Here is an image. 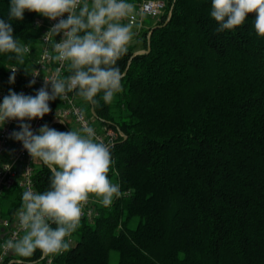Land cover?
<instances>
[{"label": "trees", "instance_id": "trees-1", "mask_svg": "<svg viewBox=\"0 0 264 264\" xmlns=\"http://www.w3.org/2000/svg\"><path fill=\"white\" fill-rule=\"evenodd\" d=\"M165 2L140 48L129 46L117 62L123 90L113 102L105 104L102 93L97 106L81 99L96 126L124 134L112 150L119 175L108 174L123 195L80 222L55 264H264V37L254 31V13L217 32L212 0ZM9 4L0 0V19ZM39 15L26 10L12 22L14 37L34 52L24 65L14 53H0V79L35 57ZM50 175L37 165L39 192ZM21 197L18 189L7 192L3 214L18 210ZM40 256L37 250L22 259Z\"/></svg>", "mask_w": 264, "mask_h": 264}, {"label": "clouds", "instance_id": "clouds-1", "mask_svg": "<svg viewBox=\"0 0 264 264\" xmlns=\"http://www.w3.org/2000/svg\"><path fill=\"white\" fill-rule=\"evenodd\" d=\"M26 10L53 21L61 18L43 37L50 41L56 53L52 59L60 62L61 68L54 78H44V86L35 96L9 89L0 103V128L8 121H18L20 130L9 138L21 142L32 161H42L51 175L45 191L23 192L15 217L24 234L5 240L2 247L20 258H31L39 250L40 260H44L70 250V237L80 227L90 197L109 207L123 193L121 185L108 175L110 171L119 175L114 168V145L97 141L93 127L61 132L44 124L34 132L25 121L42 119L51 111L49 101L63 100L73 91L93 106L99 105L97 96L101 93L105 104L113 102L123 90L124 73L117 62L134 36L133 25L121 21L134 13V5L126 0H10L6 20L0 19V53H14L20 65H24L29 48L14 37L12 22L22 21ZM65 13L67 18L63 19ZM253 13L254 31L264 37V0H212L210 15L219 24L216 31L223 32L241 26ZM61 33L56 42L54 37ZM65 67L69 74L61 76ZM24 69L29 73L27 67ZM16 71L11 70L9 83H15ZM33 84L35 79L28 86ZM2 167L8 171L12 165L4 163ZM12 264H24V259Z\"/></svg>", "mask_w": 264, "mask_h": 264}, {"label": "built area", "instance_id": "built-area-1", "mask_svg": "<svg viewBox=\"0 0 264 264\" xmlns=\"http://www.w3.org/2000/svg\"><path fill=\"white\" fill-rule=\"evenodd\" d=\"M91 3V0H88ZM134 5V13L121 21L123 24L131 23L133 25V40L130 42L129 46L140 39L143 32L149 29L150 24L149 19L160 18L165 11L166 2L165 0H134L126 1ZM67 13H65L63 19L67 18ZM59 19L53 21L49 20L42 15L36 17L34 25L39 33V48L33 59L27 64L29 73L22 70L18 65H12L8 68L5 76L0 79V103L3 101V97L8 94L9 89L17 92L24 93L25 95L35 96L36 91L44 86V78H54L56 70L61 68L60 62L52 59L56 53L53 51L50 41L43 39L45 33L56 23ZM151 32L147 33L149 37ZM62 33L54 37L56 42H59L62 38ZM27 55L31 56L34 52L29 45ZM17 69L15 76V83H9V77L12 75L11 70ZM39 74L36 77L32 75ZM61 76H67L66 67L61 69ZM35 79V84L29 87L31 80ZM48 90H51V85L49 84ZM82 98L75 94V91L67 93L65 99L61 100L57 98L54 101H49V106L51 111L46 114L42 119L36 118L31 121H25L30 123L32 130L36 132L41 126L47 124L49 121L51 124H67L70 123L78 130L84 126L93 127L96 133V140L102 142L111 141L114 144L115 140L124 135L122 132L109 128L107 126H96L87 112ZM63 121V122H62ZM19 122L16 120L8 121L3 128H0V264H12L15 260L20 257H16L11 251H5L2 247L3 243L7 239L14 237L19 238L24 233L18 227V221L16 220V211L10 214H3L2 211V200L4 195L15 189L21 191L23 194L26 190L38 191L35 185L34 175L36 172V167L42 161L36 159L32 161V158L28 152L23 149L22 143L10 139V134L13 131H19ZM4 163H10L12 165L11 169L5 171L2 167ZM20 165V167H18ZM96 198L90 197L89 202L83 208L82 220H92L98 214V206L101 205L99 202H93ZM71 245L75 242L74 233L70 237ZM61 255V254H60ZM56 256L46 257L41 260L43 264H55Z\"/></svg>", "mask_w": 264, "mask_h": 264}, {"label": "rangeland", "instance_id": "rangeland-1", "mask_svg": "<svg viewBox=\"0 0 264 264\" xmlns=\"http://www.w3.org/2000/svg\"><path fill=\"white\" fill-rule=\"evenodd\" d=\"M159 20H161L160 18H153V19H149L148 23L150 24V26L156 24L157 22H159ZM142 50V49H141ZM74 130H78L76 127H74ZM119 253L117 251H112L110 254V261L112 263H117L119 261ZM22 259V258H19ZM24 264H43V262L41 260L39 261H25L24 260Z\"/></svg>", "mask_w": 264, "mask_h": 264}, {"label": "water", "instance_id": "water-1", "mask_svg": "<svg viewBox=\"0 0 264 264\" xmlns=\"http://www.w3.org/2000/svg\"><path fill=\"white\" fill-rule=\"evenodd\" d=\"M151 50V46L149 45L148 46V48L146 49V50H138V51H136L135 53H134V55H136V54H138V53H142V52H149ZM18 167H20V165L18 166Z\"/></svg>", "mask_w": 264, "mask_h": 264}, {"label": "crops", "instance_id": "crops-1", "mask_svg": "<svg viewBox=\"0 0 264 264\" xmlns=\"http://www.w3.org/2000/svg\"><path fill=\"white\" fill-rule=\"evenodd\" d=\"M130 46H136V48H140V44L138 42L134 43L133 45L131 44ZM129 47V45H128Z\"/></svg>", "mask_w": 264, "mask_h": 264}]
</instances>
